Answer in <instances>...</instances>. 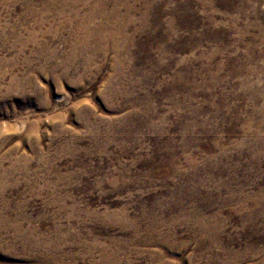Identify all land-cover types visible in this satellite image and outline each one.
I'll list each match as a JSON object with an SVG mask.
<instances>
[{
    "label": "rangeland",
    "instance_id": "1",
    "mask_svg": "<svg viewBox=\"0 0 264 264\" xmlns=\"http://www.w3.org/2000/svg\"><path fill=\"white\" fill-rule=\"evenodd\" d=\"M119 1L0 0V264H264V0Z\"/></svg>",
    "mask_w": 264,
    "mask_h": 264
},
{
    "label": "bare ground",
    "instance_id": "2",
    "mask_svg": "<svg viewBox=\"0 0 264 264\" xmlns=\"http://www.w3.org/2000/svg\"><path fill=\"white\" fill-rule=\"evenodd\" d=\"M77 1H79V0H77ZM121 2H123L124 0H120ZM119 1V2H120ZM148 1V0H147ZM146 1V5H149L150 4V1H148L147 2ZM208 1V0H207ZM244 1H246V0H240V2L241 3H244ZM72 2H74L75 3V1H72ZM83 2V1H82ZM87 2V1H86ZM103 2V1H102ZM79 3V2H78ZM84 3V2H83ZM113 3V2H112ZM126 3V2H125ZM208 3V2H207ZM124 4V3H123ZM84 5V4H83ZM101 6V5H100ZM116 6V5H115ZM123 6V5H122ZM129 6V5H128ZM104 7V6H103ZM131 7V6H130ZM99 8V7H98ZM97 9V8H96ZM95 9V10H96ZM117 9V8H116ZM99 10V9H98ZM126 10V9H125ZM131 8H127V10H126V14H130V12H131ZM158 10V9H157ZM110 11V10H109ZM73 12H75V11H73ZM97 12V11H96ZM106 12V11H105ZM105 12H104V14H105ZM149 12V11H148ZM89 13H90V11H89ZM88 13V14H89ZM98 13V12H97ZM92 14V13H91ZM93 14H95V13H93ZM107 14V13H106ZM109 14H111V16H115L116 15V13H115V11H113L112 13H109ZM118 14V13H117ZM143 14H144V12H143ZM142 14V15H143ZM97 15V14H96ZM99 15V14H98ZM101 15V14H100ZM122 15V14H121ZM85 16V15H84ZM144 16V15H143ZM86 17V16H85ZM94 17V16H93ZM129 17H131V16H129ZM145 18H143V19H146L147 17L146 16H144ZM158 17V16H157ZM95 18V17H94ZM89 19V18H88ZM91 19V18H90ZM102 19V18H101ZM128 19V18H127ZM126 18H124V19H122V20H120V22L118 23L119 24V27H118V33H120L119 35H121V32L124 30V28H125V23H126V21H128ZM95 20V19H94ZM80 21V20H79ZM82 21V20H81ZM84 21V20H83ZM91 21V20H90ZM78 22V21H77ZM77 22H76V25H77ZM92 22V21H91ZM95 22V21H94ZM115 21H113V23H114ZM158 22V20H155V23H157ZM83 23V22H82ZM89 22H87V24H88ZM98 23V22H97ZM93 24V23H92ZM115 24V23H114ZM130 24V23H129ZM112 25V24H111ZM80 26H82V25H80ZM89 26V25H88ZM92 26H94V25H92ZM91 26V27H92ZM127 26V25H126ZM90 27V28H91ZM97 27V26H96ZM96 27H95V29H96ZM76 28V27H75ZM86 28V27H85ZM105 28V27H104ZM114 28V27H113ZM79 29V28H78ZM97 29H98V27H97ZM110 29V28H109ZM81 30V29H80ZM84 30V29H83ZM82 30V31H83ZM88 30V29H87ZM263 30V29H262ZM105 31H107V29L105 30ZM114 31V30H113ZM125 31V30H124ZM88 33H87V35H85L86 37L84 38V40L83 41H81V42H84L85 44L87 43L88 44V42H89V40H92L93 38V36H94V31L93 30H88L87 31ZM96 32V31H95ZM99 32H100V30H99ZM262 32V31H261ZM77 33V32H76ZM84 33H85V31H84ZM105 33H107V32H105ZM117 33V32H116ZM116 33L114 34V35H111V40H114V39H116L115 38V35H116ZM118 33H117V35H118ZM82 34V33H81ZM112 34V33H111ZM100 35V34H99ZM105 36H106V34H104ZM107 35H108V33H107ZM118 35V36H119ZM103 36V35H102ZM109 37H110V35H109ZM125 37V36H124ZM92 38V39H91ZM100 38H101V36H100ZM96 39H98V38H96ZM124 39V38H123ZM128 39V38H127ZM111 40H109V42L111 41ZM117 40V39H116ZM78 41V40H77ZM95 41V40H94ZM105 41V40H104ZM103 41V38H102V40L100 39L98 42H100V43H102V42H104ZM119 41H120V39H119ZM80 42V43H81ZM90 43V42H89ZM99 43V44H100ZM105 43V42H104ZM113 43V42H112ZM117 43V42H116ZM74 43H72V45H73ZM118 45H119V43H117ZM121 44H122V42H121ZM75 45V44H74ZM100 45H102V44H100ZM108 45V44H107ZM90 46V45H89ZM96 46V45H95ZM94 46V47H95ZM75 47V46H74ZM83 47V46H82ZM85 47V46H84ZM93 47V46H92ZM113 47H114V45H113ZM119 47V46H118ZM123 47V46H122ZM97 48V47H96ZM102 48V47H101ZM104 48H105V46H104ZM110 48V47H109ZM112 48V47H111ZM115 48V47H114ZM87 50V49H86ZM103 51V50H102ZM118 51H119V49H118ZM82 53V52H81ZM87 58V57H86ZM83 64V63H82ZM27 82V81H26ZM8 96V95H7ZM113 256V255H112Z\"/></svg>",
    "mask_w": 264,
    "mask_h": 264
}]
</instances>
